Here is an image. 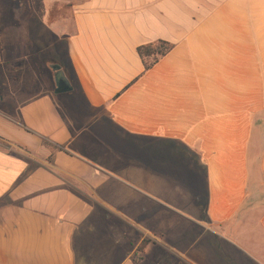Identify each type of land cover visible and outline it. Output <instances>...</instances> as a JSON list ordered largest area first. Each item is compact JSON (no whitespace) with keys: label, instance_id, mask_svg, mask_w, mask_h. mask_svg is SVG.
<instances>
[{"label":"crops","instance_id":"obj_1","mask_svg":"<svg viewBox=\"0 0 264 264\" xmlns=\"http://www.w3.org/2000/svg\"><path fill=\"white\" fill-rule=\"evenodd\" d=\"M0 264H264V0H0Z\"/></svg>","mask_w":264,"mask_h":264},{"label":"trees","instance_id":"obj_2","mask_svg":"<svg viewBox=\"0 0 264 264\" xmlns=\"http://www.w3.org/2000/svg\"><path fill=\"white\" fill-rule=\"evenodd\" d=\"M173 48V45L163 41H160L157 44H149L139 47L137 52L143 61L145 71H149L155 64L159 62L161 58L172 51ZM35 73L38 76V73L36 71ZM45 147L49 149L51 153H55L61 150L50 143H45ZM149 243L150 241H143L137 248L135 254L136 256H138V258H134L135 262H140L142 260V256L145 254L146 247Z\"/></svg>","mask_w":264,"mask_h":264},{"label":"flooded vegetation","instance_id":"obj_3","mask_svg":"<svg viewBox=\"0 0 264 264\" xmlns=\"http://www.w3.org/2000/svg\"><path fill=\"white\" fill-rule=\"evenodd\" d=\"M57 84H58V87H59V88L65 86V83H64V81L62 80L61 76H58V77H57Z\"/></svg>","mask_w":264,"mask_h":264},{"label":"rangeland","instance_id":"obj_4","mask_svg":"<svg viewBox=\"0 0 264 264\" xmlns=\"http://www.w3.org/2000/svg\"><path fill=\"white\" fill-rule=\"evenodd\" d=\"M21 1V3H25V4H27V0H20ZM25 81L27 82L28 80L27 79H29L28 77H27V74H25ZM229 253V252H228ZM223 255L225 256V259L227 260L228 259V256H227V254L226 253H223ZM214 263V262H213Z\"/></svg>","mask_w":264,"mask_h":264},{"label":"water","instance_id":"obj_5","mask_svg":"<svg viewBox=\"0 0 264 264\" xmlns=\"http://www.w3.org/2000/svg\"><path fill=\"white\" fill-rule=\"evenodd\" d=\"M67 91H69V89H64V90H63V92H67Z\"/></svg>","mask_w":264,"mask_h":264}]
</instances>
